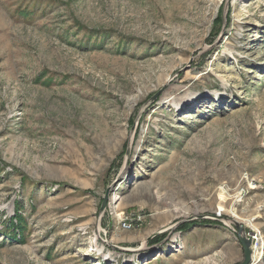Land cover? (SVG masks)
Instances as JSON below:
<instances>
[{
  "label": "rangeland",
  "instance_id": "1",
  "mask_svg": "<svg viewBox=\"0 0 264 264\" xmlns=\"http://www.w3.org/2000/svg\"><path fill=\"white\" fill-rule=\"evenodd\" d=\"M244 244L264 264V0H0V264Z\"/></svg>",
  "mask_w": 264,
  "mask_h": 264
},
{
  "label": "water",
  "instance_id": "2",
  "mask_svg": "<svg viewBox=\"0 0 264 264\" xmlns=\"http://www.w3.org/2000/svg\"><path fill=\"white\" fill-rule=\"evenodd\" d=\"M105 203H106V199L103 201L102 207L105 205ZM244 253H245V263L244 264H246L249 260V252L247 249V244H244Z\"/></svg>",
  "mask_w": 264,
  "mask_h": 264
},
{
  "label": "bare ground",
  "instance_id": "3",
  "mask_svg": "<svg viewBox=\"0 0 264 264\" xmlns=\"http://www.w3.org/2000/svg\"><path fill=\"white\" fill-rule=\"evenodd\" d=\"M255 235V234H254ZM260 245H261V243H260ZM255 248L253 247L252 248V250H254ZM253 256H254V258H255V262H257L258 260H259V257H260V253H258V252H255V251H253Z\"/></svg>",
  "mask_w": 264,
  "mask_h": 264
},
{
  "label": "trees",
  "instance_id": "4",
  "mask_svg": "<svg viewBox=\"0 0 264 264\" xmlns=\"http://www.w3.org/2000/svg\"><path fill=\"white\" fill-rule=\"evenodd\" d=\"M182 227V226H181ZM181 227H180V229H181Z\"/></svg>",
  "mask_w": 264,
  "mask_h": 264
}]
</instances>
